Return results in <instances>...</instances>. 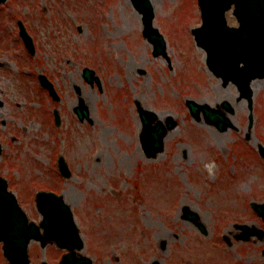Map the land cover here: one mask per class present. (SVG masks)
Listing matches in <instances>:
<instances>
[{
    "label": "rangeland",
    "instance_id": "obj_1",
    "mask_svg": "<svg viewBox=\"0 0 264 264\" xmlns=\"http://www.w3.org/2000/svg\"><path fill=\"white\" fill-rule=\"evenodd\" d=\"M153 2L152 22L166 42L167 58L151 54L129 0L0 5L6 44L0 62H10V76L0 79V100L7 102L0 107L1 176L37 224L36 192L63 196L85 243L82 254L93 264H263L264 237H237L240 225L264 231L250 208L264 205V159L257 151L264 147V78L251 87L249 129L245 101H237L234 85L223 87L208 72L205 51L193 41L191 29L201 25L197 0ZM225 18L237 26L231 10ZM17 20L34 41V57L22 47ZM87 67L99 77L100 89L81 78ZM40 73L53 83L59 102L39 85ZM78 98L90 121H77ZM185 100L224 112L230 127L220 132L195 121ZM137 105L177 123L152 160L140 150ZM59 156L71 172L67 179L57 170ZM184 207L197 214L206 235L183 219ZM56 248L31 241L30 264H57L64 251ZM1 251L0 243V264H9Z\"/></svg>",
    "mask_w": 264,
    "mask_h": 264
},
{
    "label": "water",
    "instance_id": "obj_2",
    "mask_svg": "<svg viewBox=\"0 0 264 264\" xmlns=\"http://www.w3.org/2000/svg\"><path fill=\"white\" fill-rule=\"evenodd\" d=\"M6 0H0V4ZM134 10L141 16L142 34L153 46L154 57H166V42L158 29L153 26L154 11L148 0H130ZM202 24L198 28L191 29L196 45L206 53V62L209 72L221 80L225 87L229 83L236 86L239 92L237 101L245 99L249 112V128L252 125V95L251 82L264 78V0H198ZM232 7V14L238 22V27H229L225 13ZM19 35L23 39L25 49L34 55V46L31 37L26 33L19 22ZM82 77L90 85L96 83L101 87L99 77L91 69L84 68ZM40 85L53 100L58 96L53 85L43 75L38 76ZM78 105L73 111L78 120H89V112L82 99H78ZM190 115L196 121H200L202 112L204 121L213 125L219 131H225L230 122L226 114L216 111L208 105H198L188 100L186 104ZM222 107L227 113L232 109L227 103ZM137 114L141 124L139 143L144 157L155 159L164 150V139L168 132L177 126L172 117H166L164 121L158 119L157 114L145 110L137 105ZM56 124L59 115L54 112ZM259 154L264 158V148L258 146ZM1 154V148H0ZM63 157L58 160L60 175L69 178L71 173ZM36 209L41 216L38 225L27 219V215L19 209L15 196L7 190V182L0 178V242L4 257L9 264H30L27 247L31 241L38 242L41 248L53 243L60 250H65L58 264H92V260L80 254L84 249V243L79 230L74 222L70 207L64 202L62 196L51 192H38L36 194ZM264 222V206L252 204V207ZM183 219L194 222L198 229L205 234V228L196 222L198 216L183 210ZM243 233L239 240L247 241L251 236L258 239L264 237V232L249 230L246 226H239ZM227 241V238H225ZM228 242V241H227ZM164 243V242H163ZM161 243V247L164 244ZM229 244V243H228ZM151 264H160L153 261Z\"/></svg>",
    "mask_w": 264,
    "mask_h": 264
},
{
    "label": "flooded vegetation",
    "instance_id": "obj_3",
    "mask_svg": "<svg viewBox=\"0 0 264 264\" xmlns=\"http://www.w3.org/2000/svg\"><path fill=\"white\" fill-rule=\"evenodd\" d=\"M16 25H17V28H18V22L16 21ZM23 25H24V23H23ZM25 26V25H24ZM25 28V27H24ZM27 30V29H26ZM19 37V36H18ZM3 39H5V36H4V38H3V35H0V51H2V49H4L5 47H6V44H4L3 42H4V40ZM34 42V41H33ZM22 43V42H21ZM35 45V44H34ZM22 47H24V45H23V43H22ZM25 48V47H24ZM23 48V49H24ZM36 48V47H35ZM34 48V49H35ZM25 50V49H24ZM26 51V50H25ZM27 53V52H26ZM8 69H10V62L8 61V62H0V79L1 80H4L3 82H5V81H7V77H9L10 75V73H8ZM10 84V83H9ZM11 85V84H10ZM76 89V88H75ZM4 91H3V89L2 88H0V94L1 95H3L4 93H3ZM4 103H7V102H3L2 100H0V107H3L4 106ZM58 113H59V111H58ZM60 115V114H59ZM2 124L1 125H3V124H5V122L4 121H2L1 122ZM10 135V139H11V141H14V140H16V137L15 136H13V135H11V134H9ZM0 147H1V151L3 150V148H2V146H1V144H0Z\"/></svg>",
    "mask_w": 264,
    "mask_h": 264
},
{
    "label": "bare ground",
    "instance_id": "obj_4",
    "mask_svg": "<svg viewBox=\"0 0 264 264\" xmlns=\"http://www.w3.org/2000/svg\"><path fill=\"white\" fill-rule=\"evenodd\" d=\"M148 1H150V3H151L152 6L154 5L153 0H148ZM136 16H137V18H139V15H136ZM254 85H255V82H253V83L251 84V87L253 88ZM157 117H158L159 119H161V120H163V119L165 118L163 114H159Z\"/></svg>",
    "mask_w": 264,
    "mask_h": 264
}]
</instances>
